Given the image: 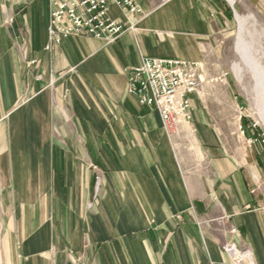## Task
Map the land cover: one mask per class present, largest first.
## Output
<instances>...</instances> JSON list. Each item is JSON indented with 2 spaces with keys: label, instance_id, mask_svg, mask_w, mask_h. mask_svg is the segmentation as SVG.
I'll use <instances>...</instances> for the list:
<instances>
[{
  "label": "crops",
  "instance_id": "1",
  "mask_svg": "<svg viewBox=\"0 0 264 264\" xmlns=\"http://www.w3.org/2000/svg\"><path fill=\"white\" fill-rule=\"evenodd\" d=\"M135 2V33L46 51L51 1L0 0V264H231L228 241L264 264V149L225 154L198 92L192 135L172 139L127 93L143 56L197 62L203 80L228 5Z\"/></svg>",
  "mask_w": 264,
  "mask_h": 264
},
{
  "label": "built area",
  "instance_id": "2",
  "mask_svg": "<svg viewBox=\"0 0 264 264\" xmlns=\"http://www.w3.org/2000/svg\"><path fill=\"white\" fill-rule=\"evenodd\" d=\"M50 1L46 51L60 45L68 37L84 36L98 39L105 45L112 44L126 32L135 33L143 17L135 0ZM110 7L124 13L125 23L110 19L107 14ZM12 21L11 18L8 20L9 23ZM36 62L31 60L27 66H34ZM125 71L127 93L141 107L153 109L159 114L162 128L169 139L180 134L183 123H192L194 112L191 97L197 94L201 85L199 63L143 56L137 66ZM246 131L242 128L241 134ZM261 142L264 144V138ZM257 189L254 188L251 193L254 194ZM176 218L180 219L181 216ZM236 233L234 227L230 228L229 234ZM222 250L229 256L231 264H254L253 255L246 246L239 247L235 242L228 241L223 244Z\"/></svg>",
  "mask_w": 264,
  "mask_h": 264
},
{
  "label": "rangeland",
  "instance_id": "3",
  "mask_svg": "<svg viewBox=\"0 0 264 264\" xmlns=\"http://www.w3.org/2000/svg\"><path fill=\"white\" fill-rule=\"evenodd\" d=\"M224 1L230 13V25L221 60L219 66L206 69L198 89L197 105L204 106L212 123L219 127L224 153L234 156L237 152L242 156L243 152L264 149L261 142L264 125L258 115H264V0H236L233 7ZM235 11L243 17H252L246 23L240 53L235 51L239 25ZM237 117L239 121L235 125ZM241 127L247 130L244 134ZM181 147L179 150L187 153L185 146Z\"/></svg>",
  "mask_w": 264,
  "mask_h": 264
},
{
  "label": "bare ground",
  "instance_id": "4",
  "mask_svg": "<svg viewBox=\"0 0 264 264\" xmlns=\"http://www.w3.org/2000/svg\"><path fill=\"white\" fill-rule=\"evenodd\" d=\"M233 7V5L235 4L236 0H227ZM235 18H236V21H237V24L238 25V35H237V41H236V45H235V51L237 53H240L241 52V45L244 43V38H243V33L245 31V28H246V23L250 20L252 21V17L248 16V17H243L241 16L238 12L235 11ZM252 30V29H251ZM254 34V33H253ZM243 54V53H242ZM259 115V122L261 124L264 125V115L262 113L258 114ZM238 121H239V117L236 118V121L234 122L235 125L238 124ZM182 127H185L188 131H189V135H192L191 134V127L188 123H183L181 125ZM188 138V136H187ZM191 145V144H190ZM190 147V146H189ZM194 150V149H193Z\"/></svg>",
  "mask_w": 264,
  "mask_h": 264
}]
</instances>
